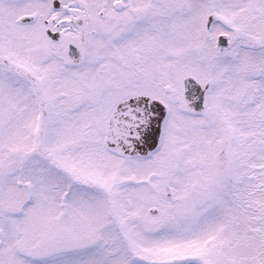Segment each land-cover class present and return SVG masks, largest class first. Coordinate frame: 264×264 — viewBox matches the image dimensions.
I'll list each match as a JSON object with an SVG mask.
<instances>
[{
  "label": "snow or ice",
  "instance_id": "snow-or-ice-1",
  "mask_svg": "<svg viewBox=\"0 0 264 264\" xmlns=\"http://www.w3.org/2000/svg\"><path fill=\"white\" fill-rule=\"evenodd\" d=\"M0 264H264V0H0Z\"/></svg>",
  "mask_w": 264,
  "mask_h": 264
}]
</instances>
